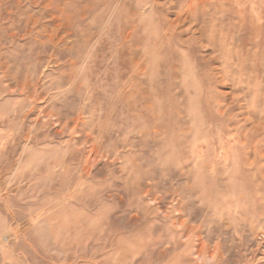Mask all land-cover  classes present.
<instances>
[{
    "label": "rangeland",
    "instance_id": "obj_1",
    "mask_svg": "<svg viewBox=\"0 0 264 264\" xmlns=\"http://www.w3.org/2000/svg\"><path fill=\"white\" fill-rule=\"evenodd\" d=\"M3 227L11 264H264V0H0Z\"/></svg>",
    "mask_w": 264,
    "mask_h": 264
},
{
    "label": "crops",
    "instance_id": "obj_2",
    "mask_svg": "<svg viewBox=\"0 0 264 264\" xmlns=\"http://www.w3.org/2000/svg\"><path fill=\"white\" fill-rule=\"evenodd\" d=\"M8 227V226H7ZM7 227H3L2 228V230H3V232H1V234H0V236L2 237L6 232L5 231H7V230H9ZM5 232V233H4ZM2 252H3V250H2ZM0 253H1V251H0ZM2 255H3V253H2ZM0 264H11V263H9V261H6V259H5V256H4V258L0 255Z\"/></svg>",
    "mask_w": 264,
    "mask_h": 264
}]
</instances>
